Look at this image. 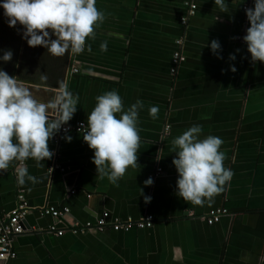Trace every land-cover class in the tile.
Masks as SVG:
<instances>
[{"label":"crops","instance_id":"crops-1","mask_svg":"<svg viewBox=\"0 0 264 264\" xmlns=\"http://www.w3.org/2000/svg\"><path fill=\"white\" fill-rule=\"evenodd\" d=\"M190 3L197 12L184 27ZM96 7L103 22L86 38L85 50L70 56L65 84L78 103L64 124H87L95 97L108 90L118 92L123 110L140 100L137 167L115 184L100 178L93 150L79 132L66 134L70 141L55 132L48 140L51 159L23 162L35 182L18 185L19 162L10 163L0 171V215L16 209L19 193L31 211L27 232L15 239L17 258L9 264H264V63L251 62L242 39L249 26L245 9L253 0H228L224 11L213 0H96ZM212 40L220 44L219 59L208 47ZM176 51L186 60L172 76ZM72 65L79 75H69ZM22 86L39 102L58 92ZM150 106L159 109L156 119L148 114ZM48 114L58 115L51 109ZM193 124L201 126L200 138L223 140L224 163L233 173L199 205L176 195L172 164L173 138ZM158 168L161 175L146 186ZM48 207L69 208L67 224L94 223L108 212L135 221L150 215L154 225L129 233L67 232L59 238L48 231L54 220L40 213ZM220 208L228 215L209 226L205 218Z\"/></svg>","mask_w":264,"mask_h":264},{"label":"clouds","instance_id":"clouds-1","mask_svg":"<svg viewBox=\"0 0 264 264\" xmlns=\"http://www.w3.org/2000/svg\"><path fill=\"white\" fill-rule=\"evenodd\" d=\"M213 2L221 11L227 8L228 0ZM0 9L9 27L22 26L21 38L29 47L41 46L56 57L66 52H83L86 38L92 36L94 26L105 18L96 7V0H0ZM245 16L249 26L242 39L250 60L264 63V0H253V7L245 9ZM208 47L221 58L217 40L208 43ZM100 49L106 51L107 43L102 42ZM11 58V50L0 55L3 62ZM235 58L234 54H229L230 60ZM230 70L235 72V66L230 65ZM77 103L78 96L64 83L59 85L53 100L39 102L15 76L0 68V171L8 169L12 162H19L14 170L17 184L35 182L36 178L23 162L32 159L39 165L51 159L54 153L49 150L48 140L72 118ZM142 108V102L136 100L123 110L121 97L115 90L95 97L87 125L81 130L83 141L93 150L91 160L100 178L106 177L115 184L128 168L137 167L138 114ZM50 109L58 114L56 119L49 117ZM158 110L157 106H150L149 116L156 119ZM201 131L199 124H193L172 140L176 195L197 205L205 198L211 199L233 175L224 163L223 140L214 135L200 138ZM64 138L71 140L70 136ZM155 158H160L159 151ZM143 183L151 185L152 178ZM150 200V196H144L145 203Z\"/></svg>","mask_w":264,"mask_h":264},{"label":"built area","instance_id":"built-area-1","mask_svg":"<svg viewBox=\"0 0 264 264\" xmlns=\"http://www.w3.org/2000/svg\"><path fill=\"white\" fill-rule=\"evenodd\" d=\"M196 5L191 3L188 5L187 17L182 19L184 21H189V18L195 16ZM185 24V23H183ZM179 47L183 44V41H177L176 43ZM186 58L182 51H176L173 55V64L171 68L172 76H175L185 62ZM81 70L78 66L72 65L69 70L70 76L79 75ZM56 114H49L51 119L55 118ZM87 124L84 122H77L74 124H62L60 129L56 131V136L59 140L71 132L82 133V128H85ZM162 170L158 168L149 177L152 178V183L155 179L159 178ZM75 193V192H73ZM31 211L28 206L25 197L22 193L17 196V207L13 212L5 215H0V264H9L11 261L17 258V252L14 248L15 239L27 232L24 225L27 215ZM42 216H50L54 220V224L50 225L48 231L56 237H63L67 232L72 235H85L90 232L105 233L107 230H111L115 233L124 232L129 233L131 230H147L151 229L154 225V219L152 216L147 215L141 220L135 221L131 218L127 220H120L118 218H112L108 212H104L101 216L96 218L95 222H88L85 224H80L76 221H72L67 224L66 218L70 215V209L48 207L40 212ZM228 215L226 209H217L215 212L211 213L205 218V221L209 226L216 225L220 222L221 218ZM62 225L63 228H59L58 225Z\"/></svg>","mask_w":264,"mask_h":264},{"label":"trees","instance_id":"trees-1","mask_svg":"<svg viewBox=\"0 0 264 264\" xmlns=\"http://www.w3.org/2000/svg\"><path fill=\"white\" fill-rule=\"evenodd\" d=\"M22 30L19 24L9 27L0 9V55L12 52L10 61H0V68L22 85L57 91L61 83L65 84L71 53L56 57L41 46L29 47L21 38Z\"/></svg>","mask_w":264,"mask_h":264},{"label":"flooded vegetation","instance_id":"flooded-vegetation-1","mask_svg":"<svg viewBox=\"0 0 264 264\" xmlns=\"http://www.w3.org/2000/svg\"><path fill=\"white\" fill-rule=\"evenodd\" d=\"M191 4V3H190ZM183 23H185V24H183ZM182 23V20H181V24L184 26V27H186L187 26V23H188V21H184ZM182 47V45L180 46V48ZM172 64H173V61H172ZM171 72V71H170ZM171 75H172V73H171Z\"/></svg>","mask_w":264,"mask_h":264},{"label":"water","instance_id":"water-1","mask_svg":"<svg viewBox=\"0 0 264 264\" xmlns=\"http://www.w3.org/2000/svg\"><path fill=\"white\" fill-rule=\"evenodd\" d=\"M196 12H197V6H196ZM195 15H196V13H195ZM73 60H74V57H73ZM73 60H72V63H73ZM184 64V63H183ZM182 64V65H183ZM24 165V164H23ZM18 196V195H17ZM121 220V219H120ZM27 224V222H26V220L24 221V225H26ZM77 236V235H76Z\"/></svg>","mask_w":264,"mask_h":264}]
</instances>
